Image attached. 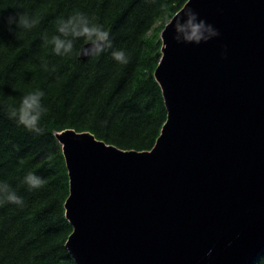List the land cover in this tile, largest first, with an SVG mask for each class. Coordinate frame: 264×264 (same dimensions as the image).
I'll use <instances>...</instances> for the list:
<instances>
[{
  "label": "water",
  "instance_id": "1",
  "mask_svg": "<svg viewBox=\"0 0 264 264\" xmlns=\"http://www.w3.org/2000/svg\"><path fill=\"white\" fill-rule=\"evenodd\" d=\"M160 39L167 117L149 150L56 133L66 248L76 264H253L264 250V0H187Z\"/></svg>",
  "mask_w": 264,
  "mask_h": 264
},
{
  "label": "trees",
  "instance_id": "2",
  "mask_svg": "<svg viewBox=\"0 0 264 264\" xmlns=\"http://www.w3.org/2000/svg\"><path fill=\"white\" fill-rule=\"evenodd\" d=\"M186 1L0 0V182L24 201L0 206V264H76L65 245L72 232L64 211L69 178L55 133L89 131L124 150L154 145L167 117L153 74L160 33ZM76 12L102 25L112 48L82 59L87 41L81 38L70 54L56 55L46 40L58 34L59 20ZM19 14L39 22L30 30L10 25L9 17ZM118 49L126 52L127 64L113 59ZM37 88L49 109L42 134L9 115ZM29 172L45 180L43 187L24 183ZM253 264H264V250Z\"/></svg>",
  "mask_w": 264,
  "mask_h": 264
},
{
  "label": "clouds",
  "instance_id": "3",
  "mask_svg": "<svg viewBox=\"0 0 264 264\" xmlns=\"http://www.w3.org/2000/svg\"><path fill=\"white\" fill-rule=\"evenodd\" d=\"M9 24L15 23L17 27L30 30L39 22L36 18H31L26 14H19L17 17H9ZM210 27V26H209ZM57 35L47 43L53 46V52L56 55H67L73 51L75 41L83 38L90 47L85 50L84 54L98 55L106 48H112V42L109 33L104 30L103 26L94 23L91 18L81 12H76L66 20L61 19L57 22ZM215 34V33H214ZM113 59L121 64H127L129 58L123 49L113 50L111 53ZM47 70V65H45ZM55 71V68L52 69ZM45 92L37 88L29 91L22 96L19 106L13 107L9 111L10 118L16 119L17 122L36 134H42L41 120L48 114L49 109L44 105L43 100ZM51 159V157H48ZM24 183L29 188L43 187L45 180L36 174L29 172L24 177ZM23 205V198L7 183L0 182V206L4 204Z\"/></svg>",
  "mask_w": 264,
  "mask_h": 264
},
{
  "label": "bare ground",
  "instance_id": "4",
  "mask_svg": "<svg viewBox=\"0 0 264 264\" xmlns=\"http://www.w3.org/2000/svg\"><path fill=\"white\" fill-rule=\"evenodd\" d=\"M186 2H187V1H186ZM184 4H185V3H184ZM184 4H183V5H184ZM87 43H88V42H87ZM85 44H86V43H85ZM82 46H83V45H82ZM58 132H59V131H58ZM56 133H57V132H56ZM56 133H55V137H56Z\"/></svg>",
  "mask_w": 264,
  "mask_h": 264
}]
</instances>
